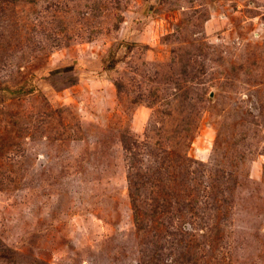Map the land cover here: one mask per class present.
<instances>
[{"label": "rangeland", "instance_id": "374dc122", "mask_svg": "<svg viewBox=\"0 0 264 264\" xmlns=\"http://www.w3.org/2000/svg\"><path fill=\"white\" fill-rule=\"evenodd\" d=\"M7 82L0 264H264V0H0Z\"/></svg>", "mask_w": 264, "mask_h": 264}, {"label": "trees", "instance_id": "16d2710c", "mask_svg": "<svg viewBox=\"0 0 264 264\" xmlns=\"http://www.w3.org/2000/svg\"><path fill=\"white\" fill-rule=\"evenodd\" d=\"M116 29H118L119 25L116 23ZM118 63V59L115 57V52L110 56V60L107 64V69H110L114 64H117ZM20 84V83H19ZM17 84V85H19ZM114 84V87L115 89L117 90V92H121V89H122V82L120 80H115L113 82ZM1 87L3 92H1L0 90V103H3L5 102L7 99H14V98H17V99H20L21 97H24L25 95H28L32 92V89L30 87H27L25 84L24 85H21V86H17V87H10L9 83H5L4 86L2 85ZM0 87V88H1ZM156 168H158V166H156ZM155 168V170L153 172H151L149 175L146 174H141V175H138L136 173H133L134 177L136 176L137 178H139V182H140V185H141V181H142V178H148L149 180L145 181L143 183V186H145L147 184V182H150V180H152V175H155L158 173L157 169ZM160 172V170H159ZM129 183H130V192H129V195H130V198H132V201H135L136 197L137 196H134L133 197V194L134 195H138L140 194V192L138 191V188H136L134 186V183L131 179V176L129 178ZM155 187H158V183H155L154 184ZM132 189V190H131ZM156 203V208H157V211H156V215L158 216H161L162 213H161V209L162 210H166L167 208V205H168V200L165 201V203H160V202H157V200L155 201ZM161 207V209L159 210V208ZM174 216H172L173 218Z\"/></svg>", "mask_w": 264, "mask_h": 264}]
</instances>
